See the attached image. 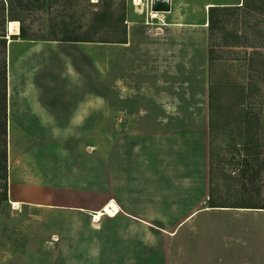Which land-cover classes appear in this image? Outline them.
I'll use <instances>...</instances> for the list:
<instances>
[{"label": "crops", "instance_id": "crops-1", "mask_svg": "<svg viewBox=\"0 0 264 264\" xmlns=\"http://www.w3.org/2000/svg\"><path fill=\"white\" fill-rule=\"evenodd\" d=\"M131 39L26 43L16 61H41L24 72L50 73L49 85L19 81L15 63L6 70L8 120L33 139L8 157L7 201L25 208L49 264H203L193 255L203 245L185 250L197 213L243 214L205 205L207 107L178 113L166 86L125 82L140 72L163 81L168 69L164 51L146 65Z\"/></svg>", "mask_w": 264, "mask_h": 264}, {"label": "rangeland", "instance_id": "rangeland-1", "mask_svg": "<svg viewBox=\"0 0 264 264\" xmlns=\"http://www.w3.org/2000/svg\"><path fill=\"white\" fill-rule=\"evenodd\" d=\"M105 0H3L6 13L20 18L27 34L33 38L10 37L9 21L5 25V74L8 66L17 64L18 80L49 85L55 82L50 73L24 72L25 68L38 66L41 61H16L17 54L26 43L40 40H61L64 35L76 38L109 39L115 42L123 35L121 24L112 26L107 22L97 26L92 12L103 6ZM114 16L124 11L125 34L130 33L133 49L145 51L151 60L146 65L158 64V58L164 51L166 72L163 81L161 74L152 72L147 75L134 74L125 82L140 86L153 83L166 86L170 92L168 98L176 101L178 113H206L208 91V55L207 45L212 46V65L214 72L227 70L237 73L244 85L246 98L243 104L246 128V147L251 153L253 177L249 178L235 192L233 187L223 196L237 201L260 203L264 200V12L237 9L233 13H221V22L209 38L206 25L208 4H239L240 0H170L168 11L149 10V0H106ZM9 19V20H8ZM18 21V20H16ZM19 24V23H18ZM69 41V40H61ZM112 46V44H111ZM110 46H108L109 48ZM1 49V48H0ZM108 53L112 56L113 49ZM45 63V61L43 62ZM110 69V68H109ZM26 70V71H27ZM28 74V75H27ZM150 75V76H149ZM114 73L108 74V83H112ZM149 76V77H148ZM16 97H14L15 99ZM208 111V108H207ZM8 115V114H7ZM9 117V115H8ZM220 131V130H219ZM234 131V128L231 129ZM219 133V132H218ZM97 142V137L87 139ZM33 141L15 120H7L6 162ZM49 142L48 138L38 142ZM239 138L225 131L217 134L212 148L215 155L224 156L226 169H234L237 162V150H240ZM216 148V149H215ZM32 151V150H31ZM217 158L214 157V161ZM217 176V174H216ZM214 181L219 179L214 177ZM220 209V207H213ZM241 210L243 214H230L221 211L216 214L199 211L193 220L195 229L191 232L186 254L194 251L196 245H203L193 253L194 260L203 264H231L242 258H248L250 264H264V209L261 207H224ZM222 210V209H221ZM260 212V213H253ZM248 213V214H247ZM32 219H27L25 208L17 207L5 201L0 207V264H49L51 251L39 250V239L32 232ZM183 229V227H182ZM180 234V233H179ZM178 234V235H179ZM185 236V234H183ZM243 240V241H241ZM209 244L210 252L204 247ZM209 252V262H205ZM256 262V263H254Z\"/></svg>", "mask_w": 264, "mask_h": 264}, {"label": "trees", "instance_id": "trees-1", "mask_svg": "<svg viewBox=\"0 0 264 264\" xmlns=\"http://www.w3.org/2000/svg\"><path fill=\"white\" fill-rule=\"evenodd\" d=\"M237 9L256 10L264 12V0H240L239 4H211L207 5L206 25L211 37L213 30L218 27L221 22V13H233ZM7 8L0 0V207L7 200V162H6V133H7V109H6V74H5V25L6 16L11 20H18L17 35L21 38L30 37L20 18L15 14L6 13ZM124 11L114 16V12L109 8V3L104 2L103 6L92 12V18L97 26H103L107 22H111L112 26L121 24L123 35H125V25L122 23L125 19ZM8 19V20H9ZM10 37H15L16 33H9ZM61 40H92L89 38H76L64 35ZM120 39V38H119ZM109 40V39H103ZM118 40V39H117ZM212 46L210 41L207 45L208 55V91H207V108H208V162H207V197L205 205L211 207H261L264 208V200L260 203L231 200L224 193H229L235 187L237 192L240 186H243L249 178L253 177L256 169L253 168L251 153L246 145V128L243 129L242 124L245 123L243 104L246 98V91L238 74H231L227 70L214 72L212 65ZM234 128V131L231 129ZM220 130V131H219ZM229 131L236 135L240 141V150H237V166L234 169L224 168V156L215 155L212 143L215 136L220 133ZM219 132V133H218ZM216 149V148H215ZM214 157L217 158L214 161ZM217 174V176H216ZM214 177L219 179L215 182Z\"/></svg>", "mask_w": 264, "mask_h": 264}, {"label": "water", "instance_id": "water-1", "mask_svg": "<svg viewBox=\"0 0 264 264\" xmlns=\"http://www.w3.org/2000/svg\"><path fill=\"white\" fill-rule=\"evenodd\" d=\"M208 5H211V4H208ZM169 8H170V0H150V9L151 10L168 11Z\"/></svg>", "mask_w": 264, "mask_h": 264}, {"label": "bare ground", "instance_id": "bare-ground-1", "mask_svg": "<svg viewBox=\"0 0 264 264\" xmlns=\"http://www.w3.org/2000/svg\"><path fill=\"white\" fill-rule=\"evenodd\" d=\"M137 1V0H136ZM9 33H15L18 31V21L12 20L9 21V27H8ZM18 203H13L14 206H17ZM112 206V208H111ZM105 212L112 213L113 210H115L114 204H110L109 207L107 206L105 209Z\"/></svg>", "mask_w": 264, "mask_h": 264}, {"label": "built area", "instance_id": "built-area-1", "mask_svg": "<svg viewBox=\"0 0 264 264\" xmlns=\"http://www.w3.org/2000/svg\"><path fill=\"white\" fill-rule=\"evenodd\" d=\"M149 9H150V0H149ZM149 11L152 12V11H154V10H151V9H150ZM155 12H156V11H155Z\"/></svg>", "mask_w": 264, "mask_h": 264}]
</instances>
